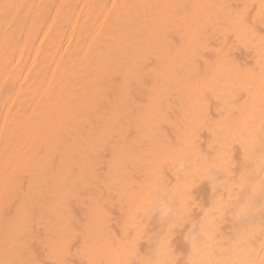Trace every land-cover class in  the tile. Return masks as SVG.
<instances>
[{
  "label": "bare ground",
  "instance_id": "obj_1",
  "mask_svg": "<svg viewBox=\"0 0 264 264\" xmlns=\"http://www.w3.org/2000/svg\"><path fill=\"white\" fill-rule=\"evenodd\" d=\"M262 3L0 0V264H260Z\"/></svg>",
  "mask_w": 264,
  "mask_h": 264
},
{
  "label": "snow or ice",
  "instance_id": "obj_2",
  "mask_svg": "<svg viewBox=\"0 0 264 264\" xmlns=\"http://www.w3.org/2000/svg\"><path fill=\"white\" fill-rule=\"evenodd\" d=\"M244 23V21H241ZM260 22L262 25H264V3L261 5V13H260ZM246 159H249V156L246 155ZM249 162L252 164V169H245L244 172L241 173V180L243 182H247L248 177L252 174L253 171L264 173V152H261L258 158L255 159H249ZM259 193L264 196V177L261 178L260 184H259ZM252 192L255 194L257 192L256 185H252ZM251 205V202L246 203L244 206L241 207V210L236 213V218L241 219L242 217H245L247 215V208ZM264 206V204H262ZM224 205H219L218 210L223 212ZM166 214V213H165ZM261 231L264 232V224L261 225ZM239 235L241 237L245 236V231H240ZM250 239V237H249ZM241 243H244V240H241ZM260 250L264 252V242H261L260 244ZM24 264V262H22ZM56 264H63L62 261H57ZM247 264H254L253 261H248ZM260 264H264V257L261 258Z\"/></svg>",
  "mask_w": 264,
  "mask_h": 264
}]
</instances>
